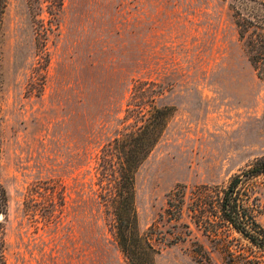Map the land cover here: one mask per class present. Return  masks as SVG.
Returning a JSON list of instances; mask_svg holds the SVG:
<instances>
[{"label":"rangeland","instance_id":"374dc122","mask_svg":"<svg viewBox=\"0 0 264 264\" xmlns=\"http://www.w3.org/2000/svg\"><path fill=\"white\" fill-rule=\"evenodd\" d=\"M47 1L9 0L0 36L4 264H129L102 199L113 181L100 157L137 89L148 109H173L135 180L156 264H264L241 235L210 226L212 210L190 212L199 192L215 198L264 157V77L236 24L254 3ZM249 194L264 227V177Z\"/></svg>","mask_w":264,"mask_h":264},{"label":"trees","instance_id":"16d2710c","mask_svg":"<svg viewBox=\"0 0 264 264\" xmlns=\"http://www.w3.org/2000/svg\"><path fill=\"white\" fill-rule=\"evenodd\" d=\"M254 3L245 12H237L236 24L239 36L244 42L250 63L260 78L264 77V1L249 0ZM39 2V0H38ZM52 7L62 5V0H48ZM9 0H0V36L4 28V16ZM41 10V7H36ZM141 91L136 90L128 104L122 121L123 128L118 136L106 145L100 157L103 175L113 181L111 190L102 195L107 213L115 224V236L118 246L129 264H156L158 253L152 235H142L139 231L138 214L135 206L136 174L141 165L161 140L173 109L169 106H158L151 100L148 106L140 100ZM1 98V88H0ZM264 177V157L254 162L248 169L235 175L229 184L220 189L215 198L209 191L200 193L190 212L195 214V207L212 210L208 219L211 227L218 229L225 226L248 241L264 255V227L257 220L262 209L256 199L249 194L251 182ZM176 195V193H174ZM100 197V195H99ZM169 199L171 214L173 201ZM184 200V195H182ZM216 200V201H215ZM258 200V199H257ZM8 196L0 183V212L4 214ZM183 203V201H182ZM181 204L177 205L178 217L181 215ZM258 208V209H257ZM197 226L199 223H197ZM205 233H210L204 230ZM219 231H216L217 233ZM1 236V235H0ZM1 242V237H0ZM0 264H4L0 252Z\"/></svg>","mask_w":264,"mask_h":264}]
</instances>
